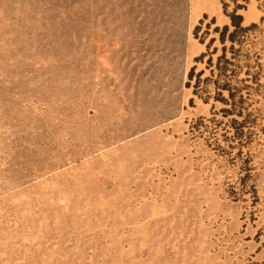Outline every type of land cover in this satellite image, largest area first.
Returning <instances> with one entry per match:
<instances>
[{
	"label": "rangeland",
	"instance_id": "1",
	"mask_svg": "<svg viewBox=\"0 0 264 264\" xmlns=\"http://www.w3.org/2000/svg\"><path fill=\"white\" fill-rule=\"evenodd\" d=\"M209 5L0 0V264H264V22L240 126L186 85Z\"/></svg>",
	"mask_w": 264,
	"mask_h": 264
},
{
	"label": "trees",
	"instance_id": "2",
	"mask_svg": "<svg viewBox=\"0 0 264 264\" xmlns=\"http://www.w3.org/2000/svg\"><path fill=\"white\" fill-rule=\"evenodd\" d=\"M260 3L258 8L264 10V0H258ZM223 10L229 17L230 23L222 27L216 26L214 31L218 37H212L207 44L208 50L211 49L214 42L219 40L222 47L221 53L216 60L213 54L217 53L219 48L215 47L212 52H203L195 58L197 62H203L205 57L209 55L206 61V68L210 70V75L202 77L205 69L196 72L197 65L192 66L188 73V81L186 85L193 88V94L199 96L208 103L211 98L220 101L226 106L221 108L224 116L234 115L243 117L240 126L253 122L252 113L246 105L247 98L251 94L254 84L259 85L260 62L257 53L252 55L251 52L244 51V46L252 33L260 28V22H264V15L260 22L253 21L245 24L244 16L240 10H247L250 0H221ZM232 6V9L229 8ZM196 28V35L198 31ZM204 41V40H203ZM229 43V44H228ZM241 74L244 76L241 77ZM251 81L253 83H248ZM214 93H211V88ZM194 98H191L193 102ZM215 105H212V109ZM205 117H201L203 121ZM215 120V118H212ZM233 122L237 123L238 119L233 118ZM245 132L238 129L236 137L243 138Z\"/></svg>",
	"mask_w": 264,
	"mask_h": 264
},
{
	"label": "bare ground",
	"instance_id": "3",
	"mask_svg": "<svg viewBox=\"0 0 264 264\" xmlns=\"http://www.w3.org/2000/svg\"><path fill=\"white\" fill-rule=\"evenodd\" d=\"M203 1H204L205 8L212 10L211 6L209 5V0H203Z\"/></svg>",
	"mask_w": 264,
	"mask_h": 264
}]
</instances>
